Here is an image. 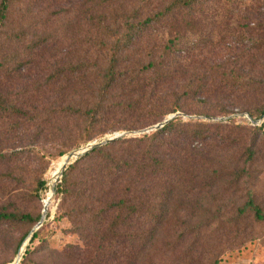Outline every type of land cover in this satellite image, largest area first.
Returning <instances> with one entry per match:
<instances>
[{
  "label": "trees",
  "instance_id": "trees-1",
  "mask_svg": "<svg viewBox=\"0 0 264 264\" xmlns=\"http://www.w3.org/2000/svg\"><path fill=\"white\" fill-rule=\"evenodd\" d=\"M45 1L0 0V74L8 83L33 63L27 57H47L52 72L44 87L52 102L39 113L35 102L32 115L19 100L11 107L17 119L42 130L37 139L57 147L59 157L105 135L159 125L176 113L228 118L237 112L255 121L264 116V0H249L250 6L235 0H94L91 10L75 9L90 26L79 41L69 38L72 21L55 27L68 11L44 17ZM15 44L25 45L24 56L8 52ZM62 50L70 52L63 62ZM6 104L0 100V111ZM263 147L264 124L174 118L150 134L90 151L66 168L57 188L61 218L82 243L68 246L63 259L153 264L159 249L167 257L179 249L181 263L199 264L227 212L238 214L226 222L229 227L245 218L264 226L262 204L241 190ZM5 158L0 151V162ZM222 183L234 195L241 190L244 204L214 213L202 198ZM45 190L46 183H38L37 197ZM177 207L209 216L197 222L177 218ZM40 219L0 213V223L34 227Z\"/></svg>",
  "mask_w": 264,
  "mask_h": 264
},
{
  "label": "rangeland",
  "instance_id": "rangeland-1",
  "mask_svg": "<svg viewBox=\"0 0 264 264\" xmlns=\"http://www.w3.org/2000/svg\"><path fill=\"white\" fill-rule=\"evenodd\" d=\"M237 3H243L245 6H250L249 0H235ZM46 10L43 11L44 17L53 18L52 13H59L68 11L57 20L55 27L61 26L72 21L69 37L71 40H83L88 34L90 26L77 14L76 7L83 6L87 10H91L94 0H46ZM44 6V7H45ZM45 7V8H46ZM261 12L264 14V5ZM40 14V12L36 13ZM21 16V12L17 17ZM86 20L91 18L90 11L86 14ZM26 44V43H25ZM27 45V44H26ZM26 51L25 45L15 44L8 48V52H16L19 56H24ZM0 52H3L1 50ZM70 52L62 50L58 52V58L62 62L66 59ZM26 60H32V64L22 67L19 72H15L11 77L14 80L6 83V74H0V100L7 101L6 109L0 111V151H3L6 158L0 162V213L8 214H29L33 218L42 216L45 208V200L52 194L51 201L47 207V216L41 228L39 237L33 243L32 239L26 240L21 244V239L33 230L29 223L21 222H1L0 223V264H11L15 261L20 250L24 251L20 264H67L63 259V251L67 250L68 246L82 247L81 241L69 230L71 224L67 219L61 218L59 204L60 199L57 196V188L62 182V178L58 177L57 172L61 169L65 158L73 151L80 150L94 143H100L108 140L115 135H123L128 133H136L133 135H126L123 138H136L145 134L139 132L144 131H122L115 132L112 135H105L103 138L96 139L79 149L72 150L64 157H59V149L51 144L44 142V140L37 138L42 133V130L33 128L15 117L12 111V102H20L18 106L23 108V111L28 115H32L30 106L37 102L38 113L46 108L52 102V95L46 91L44 87L46 77L52 72L50 66L46 63L47 57H38L37 55L27 57ZM16 67L18 65H15ZM12 74V73H11ZM44 87V88H42ZM41 88L37 94L36 90ZM50 97V101L48 99ZM24 102V106L23 103ZM45 103V104H44ZM22 104V105H21ZM44 104V105H42ZM22 106V107H21ZM177 114V113H176ZM181 118L184 122L199 121V122H214L226 124L228 121H234L237 125L247 127H262L253 125L247 118L248 114L235 113V115L228 118H204L195 115H186ZM173 116V115H171ZM171 116H168L167 119ZM166 119V120H167ZM254 122L255 121L251 118ZM157 126V125H155ZM154 127V126H152ZM151 128V127H149ZM148 129V128H147ZM47 130V129H46ZM262 139V138H261ZM119 140V139H118ZM117 141V140H116ZM201 147L200 145L197 146ZM222 156L230 159L232 154ZM260 160L251 168V178L241 186L242 189L250 190L253 197L260 202L264 208V147L260 150ZM74 163V162H73ZM57 174V176H55ZM46 183V190L37 197L36 188L40 182ZM227 183H222L215 189L211 195H205L202 198L201 204L213 207V211L231 206L237 202V206L244 204V197H241L240 192L234 195L231 191H226ZM238 200V201H237ZM203 214V215H202ZM235 215H238L236 210L231 213L227 212L225 219L222 221L224 228L216 227L218 232L217 237L213 239L209 249L199 260V264H264V226H256L254 221L245 218L242 221H237V226L231 227L226 223L229 220H234ZM177 218L188 216L192 217L194 222L200 221L202 216H209L204 212L190 213L187 210L176 208ZM176 218V219H177ZM181 222L180 220L178 221ZM216 232V233H217ZM189 241L186 242V245ZM158 249V248H157ZM30 253V254H28ZM157 258L153 264H184L180 259L181 251L176 250L174 257H167L162 251H156ZM28 254V255H27ZM62 255V256H61ZM171 258V259H170ZM150 259L146 263L149 264Z\"/></svg>",
  "mask_w": 264,
  "mask_h": 264
},
{
  "label": "water",
  "instance_id": "water-1",
  "mask_svg": "<svg viewBox=\"0 0 264 264\" xmlns=\"http://www.w3.org/2000/svg\"><path fill=\"white\" fill-rule=\"evenodd\" d=\"M179 116H183L182 114H175L171 117H169L167 120H165L163 123L157 125V126H154V127H151V128H148L144 131H141L139 132L140 134H145V133H149V132H153V131H157L161 128H163L166 124H168L170 121H172L174 118H177ZM247 118L252 122L253 125H259L261 126L262 124H264V116L259 120V122H254L251 120V117L249 115H247ZM133 134H136V133H128V134H123V135H115L113 137H110L108 140L106 141H102L100 143H94V144H91L85 148H82L80 150H77V151H73L71 152L66 158H65V161H64V164L63 166L61 167V169L59 170L58 172V177H63V174L66 170V168L72 164L73 162H75L76 160H78L79 158H81L82 156L86 155L87 153H89L90 151L98 148V147H101V146H104L110 142H113V141H116L120 138H122L123 136H126V135H133ZM46 216H47V206L45 205V208H44V211H43V214L41 216V219L39 221V223L33 228V230L30 232V234L28 235L27 237V240H31L34 236V234L43 226V223L46 219ZM25 251V250H24ZM24 251L20 250L17 254V257L15 259V261L11 264H20L21 262V259H22V254L24 253Z\"/></svg>",
  "mask_w": 264,
  "mask_h": 264
},
{
  "label": "bare ground",
  "instance_id": "bare-ground-1",
  "mask_svg": "<svg viewBox=\"0 0 264 264\" xmlns=\"http://www.w3.org/2000/svg\"><path fill=\"white\" fill-rule=\"evenodd\" d=\"M65 161V160H64ZM64 161H63V164H64ZM63 166V165H62ZM59 172V171H58ZM57 172V174H58ZM57 174L55 176H57ZM51 198H52V194L49 195V197L45 200V205L48 207V204L49 202L51 201Z\"/></svg>",
  "mask_w": 264,
  "mask_h": 264
}]
</instances>
